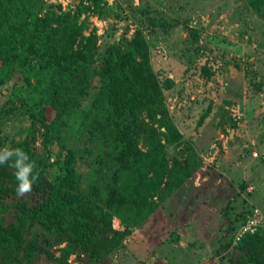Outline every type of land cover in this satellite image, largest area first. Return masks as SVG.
I'll return each instance as SVG.
<instances>
[{
	"label": "trees",
	"instance_id": "trees-1",
	"mask_svg": "<svg viewBox=\"0 0 264 264\" xmlns=\"http://www.w3.org/2000/svg\"><path fill=\"white\" fill-rule=\"evenodd\" d=\"M243 3L264 22V0ZM128 12L138 22L131 34L124 28L99 48L94 29L84 32L88 18L124 17L106 0H73L67 8L47 0H0V150H23L38 176L31 192L18 196L10 167L15 157L0 165V264L111 261L131 229L200 167L190 144L177 149L181 134L143 31L158 25L166 32L175 24L156 20L160 12L148 3L129 5ZM186 23L183 48L204 56L198 69L204 84L216 66L198 44L199 29ZM262 84H255L261 92ZM19 112L25 126L17 134L24 128L23 135L2 134L3 121ZM209 112L207 102L195 127ZM167 145L176 147L169 157ZM238 185L243 208L236 211L227 201L222 212L229 209L231 217H223L214 252L226 251L222 264H264V228L234 240L246 215L258 209L264 217V190L258 200L254 187L245 192L247 182ZM113 218L122 229L112 226Z\"/></svg>",
	"mask_w": 264,
	"mask_h": 264
},
{
	"label": "rangeland",
	"instance_id": "rangeland-1",
	"mask_svg": "<svg viewBox=\"0 0 264 264\" xmlns=\"http://www.w3.org/2000/svg\"><path fill=\"white\" fill-rule=\"evenodd\" d=\"M47 1L65 8L73 3V0ZM106 2L124 17L88 18L84 32L94 29L99 48L124 28L125 36H129L138 25L135 17L128 16L129 5L151 4L160 12L156 20L175 24L166 32L158 25L154 31L150 28L143 31L149 43L151 67L161 82L164 103L181 134L177 149L184 147L185 142L190 144L200 167L159 201L139 227L131 229L123 239L120 253L104 264L139 261L141 264H222L227 259L226 251L216 254L214 250L219 244L223 217H231L229 209L226 214L222 212L227 201L232 200L236 211L243 208L240 199L245 193L240 194L238 185L243 181L248 185L245 192L254 187L258 200L264 190V92L255 86L264 79V22L244 7L243 0ZM185 20L188 26L199 29L198 44L216 66L211 81L204 84L198 73L204 56L198 58L192 47L183 48ZM199 97L201 101L196 102ZM207 102L210 112L195 127L198 114ZM20 115L19 112L11 120L3 121L2 134L15 139L23 135L24 128L17 134L19 125L25 124L20 122ZM228 116L236 123L232 132ZM175 148L167 145L166 157L173 155ZM49 173H53L52 169ZM256 199L248 198L251 202ZM260 205L264 207V203ZM111 223L114 228L122 229L118 219L113 218Z\"/></svg>",
	"mask_w": 264,
	"mask_h": 264
},
{
	"label": "clouds",
	"instance_id": "clouds-1",
	"mask_svg": "<svg viewBox=\"0 0 264 264\" xmlns=\"http://www.w3.org/2000/svg\"><path fill=\"white\" fill-rule=\"evenodd\" d=\"M15 157L14 161L10 164V167L14 168L15 178L18 181V186L16 188V194L18 196H23L26 193H30L32 190V185L38 176L33 175V169L35 167L34 162H29V157L21 149H9L5 148L0 150V165L7 163ZM31 177V179H30ZM116 219V218H115Z\"/></svg>",
	"mask_w": 264,
	"mask_h": 264
},
{
	"label": "built area",
	"instance_id": "built-area-1",
	"mask_svg": "<svg viewBox=\"0 0 264 264\" xmlns=\"http://www.w3.org/2000/svg\"><path fill=\"white\" fill-rule=\"evenodd\" d=\"M258 225L264 228V217L259 213L258 209H254L252 214L238 225L234 231V240L238 239L243 233H252Z\"/></svg>",
	"mask_w": 264,
	"mask_h": 264
},
{
	"label": "water",
	"instance_id": "water-1",
	"mask_svg": "<svg viewBox=\"0 0 264 264\" xmlns=\"http://www.w3.org/2000/svg\"><path fill=\"white\" fill-rule=\"evenodd\" d=\"M261 89L264 92V84L262 85ZM230 132H232V129L230 130Z\"/></svg>",
	"mask_w": 264,
	"mask_h": 264
}]
</instances>
